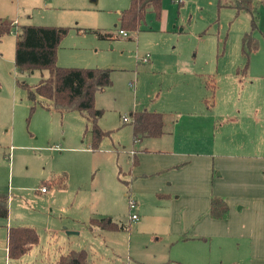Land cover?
I'll list each match as a JSON object with an SVG mask.
<instances>
[{
	"label": "rangeland",
	"instance_id": "rangeland-1",
	"mask_svg": "<svg viewBox=\"0 0 264 264\" xmlns=\"http://www.w3.org/2000/svg\"><path fill=\"white\" fill-rule=\"evenodd\" d=\"M258 1L254 0L257 27L253 36L259 44L244 76L241 38L251 28V17L245 12L237 15L230 6L233 0H182L179 4L162 0L160 18L148 11L138 30L125 35L119 32V19L130 0H19L20 10L25 11L23 20L29 16L35 25L69 28L59 44L57 64H63L59 66L112 69V84L96 92L94 106L103 110L97 122L100 128H121L104 138L98 151L91 152L86 150L91 125L82 114L73 111L59 116L38 105L31 112V102L18 82L34 85L48 72L17 71L9 54L14 34L5 35L0 56V192L13 196L8 203L11 216L20 215L21 222L35 227L44 247L53 240L60 246L84 248L92 264H139L144 258L155 259L154 264H210L206 253L196 251L192 244L188 247L195 251L188 248L187 258H175V250L174 256H168V248L164 257L158 253L156 246L161 247L164 237L157 241L152 233L154 229L160 233L159 222L153 226L146 220L138 231H132L136 222L128 218L124 184L131 165L126 151L132 146V126L122 124L121 116L130 117L129 112L136 108L175 119L176 112L184 110L181 92L188 75L196 83L194 106L198 109H204L205 97L211 103L198 74L215 77L214 114H233L243 109L246 98L253 101L255 88H264V6ZM97 33L107 37L101 39ZM146 54L149 58L142 62ZM223 108L227 109L221 111ZM223 121L229 120L221 118L220 123ZM226 124L225 128L231 127V121ZM225 131L231 133L232 129ZM63 173L64 196L54 194L53 186L46 194L36 192L43 181ZM90 216L110 217L130 228L96 231L93 239L84 225L71 220ZM9 221L0 218L1 264H7L5 226ZM71 226L81 227L82 232L66 234ZM48 253L32 254L30 260L24 258L17 264H51L55 258Z\"/></svg>",
	"mask_w": 264,
	"mask_h": 264
},
{
	"label": "crops",
	"instance_id": "crops-1",
	"mask_svg": "<svg viewBox=\"0 0 264 264\" xmlns=\"http://www.w3.org/2000/svg\"><path fill=\"white\" fill-rule=\"evenodd\" d=\"M19 6V0H0V20L11 24L16 21V25L33 24L30 23L29 16L27 20H23L24 8L20 10ZM12 38L13 46L9 54L14 59V37ZM3 39L4 37L0 38V56ZM59 65L63 64L59 62ZM249 67L247 72L241 69L244 76L248 75ZM236 73H239V69ZM198 75L205 89L209 79L214 81V96L211 103L208 104L205 97L204 109L194 106L196 97L194 89L197 88L196 83L192 82V77L188 75L189 83H186L181 92L184 94V104L181 105L184 110L176 112L175 119L171 117L166 119V114L159 112L163 114L164 121L162 136L140 141H135L133 134L131 136L132 146L126 151L131 165L128 179L124 180V184L127 198L130 196L136 203L138 220L135 221L132 231H138L146 220H150L153 226L159 222L160 225L156 228L160 233L154 229L155 234L152 235L157 236V241L164 237L161 247L156 246L158 253L163 257L167 254L166 248L168 256L171 254L174 256L175 250V258H187L190 256L189 249L191 251L196 249L202 252L201 254L206 253L205 257L210 259V264H264V88L263 86L255 88L254 94H251L253 101L246 98L243 109H238L233 114L223 112L218 115L212 111L215 106V77L211 74ZM247 90L252 92L253 87ZM190 96L193 97L192 102ZM225 109L227 108L221 111ZM135 110L138 109H133ZM57 114L63 116L65 113ZM221 118L229 121H223L222 124ZM128 119L124 122L121 116L122 124L129 123L130 117ZM230 121L231 127L226 128H231L232 132L227 133L225 126H228L226 123ZM120 128L121 126H118L116 130H110L107 137ZM113 147L116 148L113 145L112 150ZM86 150L98 151L90 149V138ZM43 182L36 192L46 194L51 186H46V192H41ZM66 188L67 185L65 188H55L54 194L64 196ZM6 194L9 203L13 196ZM212 197L221 198L226 203L228 213L225 218L216 219L210 216ZM7 208V219L10 218V221L5 226V250L6 261L9 264L7 260L9 228L19 225L33 226L21 222L23 218L20 215L15 217L14 213L11 216L8 204ZM130 214L129 210V220ZM93 218L96 217L80 218L81 220L76 217L71 220L76 224H82V227L84 225L95 239L96 231L99 233L101 230L88 228V222ZM99 218L105 217L96 219ZM119 224L124 225L120 222ZM125 226L129 230L130 224ZM80 228L71 226L68 229L78 231L77 234H73L78 235L82 232ZM121 231L123 230L101 232ZM189 244L195 249L188 247ZM69 250L80 249L60 246L53 240L44 247L39 238V243L18 262L24 258L27 262L32 254L41 256L45 252L49 255L50 252L55 258L51 261L52 264L60 254ZM143 261L145 262L139 264L156 262L153 258H144Z\"/></svg>",
	"mask_w": 264,
	"mask_h": 264
},
{
	"label": "trees",
	"instance_id": "trees-1",
	"mask_svg": "<svg viewBox=\"0 0 264 264\" xmlns=\"http://www.w3.org/2000/svg\"><path fill=\"white\" fill-rule=\"evenodd\" d=\"M174 1V0H172ZM264 6V0L258 1ZM219 5H221L219 3ZM254 0H233L230 6L238 15L245 12L251 17V28L241 38V54L245 60L243 71H248L249 59L252 52L258 49V40L253 36L256 28ZM162 0H130L129 5L120 13L119 32H136L144 21L148 11L153 12L156 19L160 18ZM69 28L62 26H43L35 24L15 25L0 20V38L14 33V66L20 73H32L35 70L47 71L48 76L34 85L18 82L26 91L27 99L31 102L32 112L38 105L45 110L59 114L77 111L89 122L90 149L98 150L100 142L110 134L97 124L103 115V110L95 108L94 96L111 86V71L108 68H74L61 67L57 64V52L61 40ZM98 37L103 39L99 33ZM215 84L213 79L206 82L212 102ZM208 102L207 99H205ZM133 139L140 141L145 138H159L163 134V114L148 110L129 112ZM87 131V127L85 132ZM66 187V175L44 181L42 187ZM8 197L0 192V218L8 216ZM228 208L223 199L212 197L209 214L212 218L223 219L227 216ZM89 229L101 231L125 230L128 227L120 225L111 218L91 219ZM39 243V234L29 226H12L8 230L7 260L9 264L17 262L27 254L32 247ZM53 264H92L84 249L69 250L59 255Z\"/></svg>",
	"mask_w": 264,
	"mask_h": 264
},
{
	"label": "built area",
	"instance_id": "built-area-1",
	"mask_svg": "<svg viewBox=\"0 0 264 264\" xmlns=\"http://www.w3.org/2000/svg\"><path fill=\"white\" fill-rule=\"evenodd\" d=\"M174 1H175L176 3L179 4V2H181L182 0H174ZM14 24L16 25V21L14 22ZM121 33H123L124 35L126 34L125 32H121ZM148 58H149V55L146 54L144 57H142L141 61H142V62H145V61L148 60ZM129 85H131V83H129ZM122 120H123L124 122H126V121H128L129 119H128L127 116H123V117H122ZM46 190H47L46 187H41V188H40V191H41V192H46ZM127 202H128V208H129V210L131 211V214H130V220H131V221H137V220H138V215H137V213H136V203H135V201L129 196Z\"/></svg>",
	"mask_w": 264,
	"mask_h": 264
},
{
	"label": "water",
	"instance_id": "water-1",
	"mask_svg": "<svg viewBox=\"0 0 264 264\" xmlns=\"http://www.w3.org/2000/svg\"><path fill=\"white\" fill-rule=\"evenodd\" d=\"M66 234H77V232H73V231H66Z\"/></svg>",
	"mask_w": 264,
	"mask_h": 264
}]
</instances>
